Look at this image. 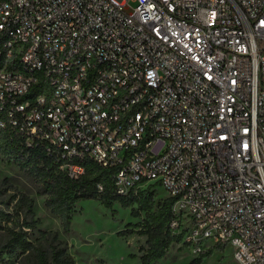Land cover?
Here are the masks:
<instances>
[{
  "label": "built area",
  "instance_id": "obj_1",
  "mask_svg": "<svg viewBox=\"0 0 264 264\" xmlns=\"http://www.w3.org/2000/svg\"><path fill=\"white\" fill-rule=\"evenodd\" d=\"M0 57V111L69 178L161 186L196 253L264 264V0H0Z\"/></svg>",
  "mask_w": 264,
  "mask_h": 264
},
{
  "label": "trees",
  "instance_id": "obj_2",
  "mask_svg": "<svg viewBox=\"0 0 264 264\" xmlns=\"http://www.w3.org/2000/svg\"><path fill=\"white\" fill-rule=\"evenodd\" d=\"M3 66L4 62L0 57V69ZM43 88V82L35 84L27 98L36 96ZM1 122L3 124H0V155L15 163L20 170L34 179L39 186V193L46 195L45 207L59 217L63 233L70 230L75 205L80 200L95 199L107 208H112L114 202H118L122 207H131L133 216L144 213L142 220L134 225L138 229L123 230V233L136 232L146 237V249L140 255L139 264H154L156 260L166 255L174 242L182 240L181 234L173 232L170 227L174 215L173 198L167 196L155 202L154 191L149 190L150 185L127 195H119L114 182L118 169L102 167L90 159L84 160L85 169L82 175L75 179L69 178L61 168L65 160L60 153L53 150L49 152L43 142L36 141L27 145L25 135L9 122L7 113L2 110ZM20 201L27 207L32 205V200L25 194L21 195ZM0 218L9 220V215L0 211ZM29 226V223H25L19 228H8V238L0 247V263L11 258L18 259L19 256L29 253L32 259L30 264H75L66 241L60 239L56 231H41L44 238L38 237L34 242L30 240L28 230L23 229ZM0 229H4L1 224ZM182 244L187 246L185 242ZM216 246L219 245H213L198 253L185 264H201Z\"/></svg>",
  "mask_w": 264,
  "mask_h": 264
},
{
  "label": "rangeland",
  "instance_id": "obj_3",
  "mask_svg": "<svg viewBox=\"0 0 264 264\" xmlns=\"http://www.w3.org/2000/svg\"><path fill=\"white\" fill-rule=\"evenodd\" d=\"M131 8L134 3L128 4ZM144 189V187H142ZM154 191L155 202L167 197L165 189L158 185H150ZM37 183L26 172L0 155V211L9 215V220L1 219L0 247L8 238V228H19L25 223L30 240L41 237V231H56L60 239L66 241L68 251L73 255L75 264H139L140 255L146 249V237L136 232L123 233L126 228L134 226L144 217L131 214V207H122L114 202L112 208H107L95 199L80 200L75 205V213L68 233H63L59 217L45 207V194L39 193ZM25 194L32 200L27 207L21 204V195ZM44 245L45 242L42 239ZM182 240L174 242L166 255L154 264H185L198 255L189 245L182 244ZM5 257V256H4ZM29 253L11 258L0 264H30ZM201 264H238L230 246H216Z\"/></svg>",
  "mask_w": 264,
  "mask_h": 264
}]
</instances>
